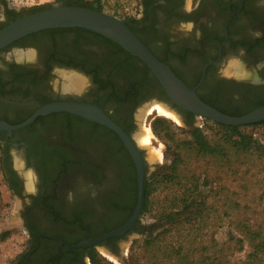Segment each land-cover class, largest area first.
<instances>
[{"label":"flooded vegetation","instance_id":"af4514ba","mask_svg":"<svg viewBox=\"0 0 264 264\" xmlns=\"http://www.w3.org/2000/svg\"><path fill=\"white\" fill-rule=\"evenodd\" d=\"M141 3V16L129 22L135 33L202 99L237 116L264 105V0H192L190 6L185 0ZM35 12L3 6L0 29ZM237 54L245 61L236 70L243 72L228 75L223 67ZM129 59L127 52L76 27L46 29L18 39L0 49V120L16 125L52 102H91L128 122L132 137L138 127L136 108L145 98L123 94L128 80L121 77L120 66ZM132 60L144 68L142 61ZM56 69L65 76V70L83 73L90 84L82 91L68 87V81L65 90L54 87ZM79 118L54 112L22 128L0 130L4 176L12 193L25 195L23 174L13 166V149L25 158L23 171L33 166L39 178L36 192L29 194L22 210L31 245L15 264H93L92 254L99 248L121 256L123 241L152 232L141 213L122 236L75 247L123 226L138 203V193L135 200L129 190L130 177L135 176L138 186V169L124 142L123 152L131 164L127 167H123L125 158H114L87 137V127Z\"/></svg>","mask_w":264,"mask_h":264},{"label":"rangeland","instance_id":"374dc122","mask_svg":"<svg viewBox=\"0 0 264 264\" xmlns=\"http://www.w3.org/2000/svg\"><path fill=\"white\" fill-rule=\"evenodd\" d=\"M185 2L190 6L192 0ZM57 3L62 0H0V14L2 7L9 4L18 10H29ZM101 3L103 11L122 19L141 16V0H101ZM243 60L240 54L232 56L223 70L228 75L237 73L236 68ZM60 71L55 70L54 87L65 90L67 77L76 73L84 78V89L90 84L83 73L65 70V76ZM160 97L159 92L148 93L135 114L139 115L142 109L147 111ZM157 117L173 123L177 129V142L190 138V126L186 121L178 122L157 111L140 117L141 123L133 135L143 149L148 174L169 172L175 153L181 152L184 163L180 175L175 181L157 184L151 210L142 216L143 224L153 228L150 234L133 235L123 241L121 256L106 251L114 257L110 258L99 248L97 257L106 264H264V124L243 125L242 131L253 134L261 147L242 150L226 144L223 130L215 121L196 118L194 127H201L211 141L226 148L224 155H203L184 147L178 149L176 143L158 136L152 127ZM143 126L149 127L152 134L148 147L142 146L138 139ZM12 152L13 166L24 177L25 195L12 193L8 186L0 144V264H15L30 248V234L22 210L39 183L33 166L23 171L25 158L22 152L17 149ZM28 175L34 183L31 189ZM183 197H190V201L195 199V202L178 216L176 211ZM171 212L175 219L171 223L162 221L161 217Z\"/></svg>","mask_w":264,"mask_h":264},{"label":"water","instance_id":"95a60500","mask_svg":"<svg viewBox=\"0 0 264 264\" xmlns=\"http://www.w3.org/2000/svg\"><path fill=\"white\" fill-rule=\"evenodd\" d=\"M79 27L101 34L120 45L124 50L138 57L149 67L166 92L168 101L157 99L175 112L181 122H185L180 111L192 112L196 118L202 117L222 124L243 126L264 121V105L243 116L226 114L200 97L197 90L189 87L172 67L159 59L144 41L135 33L129 22L105 11L79 5L52 4L35 13L20 17L0 29V49L7 47L29 34L53 28ZM84 90L82 88L80 91ZM54 112H68L99 123L115 131L131 153L138 169V203L132 217L120 228L106 233L100 238H91L75 247L99 245L110 237L122 236L129 231L141 216L144 202V184L146 177L145 161L137 143L112 117L97 104L81 101H57L40 107L27 120L19 124H10L0 120V130L12 131L33 123L38 117ZM138 127L141 118L136 115ZM147 162V161H146ZM149 164V163H148ZM102 249L110 252L107 248Z\"/></svg>","mask_w":264,"mask_h":264},{"label":"trees","instance_id":"16d2710c","mask_svg":"<svg viewBox=\"0 0 264 264\" xmlns=\"http://www.w3.org/2000/svg\"><path fill=\"white\" fill-rule=\"evenodd\" d=\"M61 4L70 5V6L79 5V6L89 7V8L103 11L101 0H91V1L89 0H62ZM49 6L50 4H47L44 6H36V7H33L32 9L38 11V10H42ZM13 13L15 14L16 11L14 10ZM124 20H126L127 22L137 21L135 17H131L129 19H124ZM76 28L89 32L90 34L95 35L96 38L97 37L98 39L100 38L101 41L110 43L116 46L119 50L127 52L120 45H118L114 41L110 40L109 38L101 34L95 33L85 28H79V27H76ZM127 53L132 59L136 61H141L138 57L133 56L129 52ZM132 59L131 60L129 59V61L124 62L120 66L121 75H122L121 77L128 80L126 83V88L123 92L124 96L133 99L142 94L144 95V98H145L148 93L159 92L161 97L165 98L166 97L165 90L163 89L161 83L158 81L156 76L153 75L149 67L145 65L143 62L142 63H143L144 68L138 67L137 63L134 62ZM134 67H137V68L135 69ZM133 70L138 71V74H132ZM144 89L146 90L148 89V92L146 94L145 93L143 94ZM206 102L215 103L214 101H206ZM224 113L230 114V115L234 114V116H237L235 115L236 113L230 112V111H226ZM184 114H185V121L188 124V126H190V130H189L190 138L189 139H184V140H180L177 142L175 139V134L177 132V129L175 128V126L173 125L171 121L163 117H157L152 122V127H153L154 132L158 136L166 139L168 142L172 141L173 143H176V146L178 149H182L184 147V148H188L191 150H195L199 154H203V155H224L226 154V148L221 143L211 141L201 127H194V123L196 120V115L194 113L184 111ZM237 114H242V113H237ZM112 119L118 122V124L128 134L132 133L133 127L130 124H128V122L126 121L122 122V120L118 119V117H112ZM78 120L80 121L82 126L87 127V135H88L87 137L88 138L92 139L98 145L103 147L104 150H106V152L109 151L114 156V158L116 159H119V157L120 159L125 158L123 167L131 166L130 163H127L130 160L129 157L127 156V154L125 155V153L123 152L126 150L125 146L115 131L99 123L88 121L84 118H79ZM215 123L222 128L223 138L226 144L232 145L233 147L242 149V150H250V149H254V148L256 149L258 147H261L259 140L253 134L242 131L243 126H234V125L222 124L219 122H215ZM262 124H264V121L256 123L254 125H262ZM111 149L113 150V153ZM120 152L123 154H121ZM183 163H184V158L181 152H178V153H175V158L173 159L171 165L168 167L170 170L169 172H165L162 174V171H155L149 175L148 169H147L146 177H145V184H144V202H143V210H142L143 215L151 210V205H152L151 199H152L153 194L156 192L158 188L157 184H160L163 182L167 183L170 181L177 180L180 175V167L182 166ZM134 173H135V170H134ZM129 182L131 183L129 190L132 191V194L134 195V199L137 200L138 186L135 181V176L130 177ZM190 199H191L190 197L180 198L181 203L178 204V208L176 211V214L178 216L184 214L192 207V205L195 202V199H192L191 201ZM135 204L136 202L134 201L131 204V206L135 207ZM129 214H131V211L129 212ZM161 219L164 222L171 223L175 219V215H173V212L166 213L165 217L162 216ZM92 260H93V264H106L104 263V260L97 257L96 252L92 254Z\"/></svg>","mask_w":264,"mask_h":264},{"label":"bare ground","instance_id":"6f19581e","mask_svg":"<svg viewBox=\"0 0 264 264\" xmlns=\"http://www.w3.org/2000/svg\"><path fill=\"white\" fill-rule=\"evenodd\" d=\"M242 72H243V70L240 73L239 72L238 73L241 74ZM69 80H68V83L69 82L70 83H69V86L68 87H72V88L75 87L76 89H82L83 86H84V84H85L84 78L82 76H80V75H77V74H74L72 77H69ZM155 111H157L158 113H160L162 115H165L167 117H170V118H172V119H174V120H176L178 122L180 121L179 116L175 112H173L172 110H170L165 105H163L162 103H159V102L153 103L147 109V111L145 109L140 110L139 117H143L145 114H151V113H153ZM138 139H139V143L142 146L144 145V146H147L148 147L151 144V140H152V134H151L150 128L143 126V129L140 132V134L138 136ZM28 176H29V180H30V181L28 180L29 181L28 182V187L31 189V188H33L34 183H33L32 179H31L32 177L30 175H28ZM105 254L107 256H109L110 258H114L112 255L107 254L106 253V250H105Z\"/></svg>","mask_w":264,"mask_h":264}]
</instances>
